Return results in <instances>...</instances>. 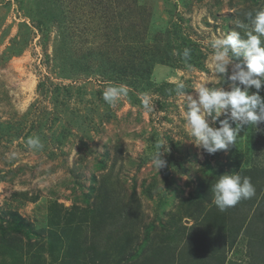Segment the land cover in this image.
Wrapping results in <instances>:
<instances>
[{"label": "rangeland", "instance_id": "1", "mask_svg": "<svg viewBox=\"0 0 264 264\" xmlns=\"http://www.w3.org/2000/svg\"><path fill=\"white\" fill-rule=\"evenodd\" d=\"M258 10L264 0H0V264H264L251 227L259 205L264 223V123L210 155L175 91L227 87L211 44L245 37ZM121 85L110 106L104 90ZM232 172L255 195L221 212L212 185Z\"/></svg>", "mask_w": 264, "mask_h": 264}, {"label": "clouds", "instance_id": "2", "mask_svg": "<svg viewBox=\"0 0 264 264\" xmlns=\"http://www.w3.org/2000/svg\"><path fill=\"white\" fill-rule=\"evenodd\" d=\"M247 19L251 30L245 37L238 31H232L223 38L214 39L211 44L212 67L216 74L229 82L227 87L212 89L201 84L196 87V94L192 95L184 91L183 82L176 85L177 95L185 100L186 126L195 144L210 155L227 151L235 145L245 125H254L257 129L258 124L264 123V97L260 95L264 91V10H258L254 15L247 13ZM190 57L191 50L185 48L182 58L187 61ZM126 95V86H109L103 92V99L112 106ZM221 116L225 118L220 120ZM217 120L220 126H212V122ZM28 145L42 147L38 138H30ZM155 147L150 162L159 173L166 166L161 149L167 151L163 143H157ZM212 193L214 204L223 212L235 207L241 200L252 198L255 187L250 177L232 172L219 175L212 185Z\"/></svg>", "mask_w": 264, "mask_h": 264}, {"label": "trees", "instance_id": "3", "mask_svg": "<svg viewBox=\"0 0 264 264\" xmlns=\"http://www.w3.org/2000/svg\"><path fill=\"white\" fill-rule=\"evenodd\" d=\"M251 1H254V0H251ZM256 2H258V0H255ZM248 26V28H250L249 27V24L247 25ZM134 47H129V49H128V51H130L133 55L135 54L134 53ZM144 70V68L142 69V71ZM141 70L139 71V73L141 74V72H142ZM254 170H252L250 173L252 174V177H253V180L255 181V180H257V177H259L260 178V174L263 172V171H259V170H255L254 172H253ZM256 177V178H255ZM260 202H257V204H259ZM249 206H251V204H249ZM257 209H258V211L255 213L256 214V217L258 218V221L256 222V225L254 224V225H252L251 224V227L253 226V227H255L256 229H260V228H262V231H264V223H263V221H262V215L261 214H259L260 212H259V210H260V205L257 207ZM259 212V213H258ZM263 220H264V215H263ZM244 221H245V219L242 221V223H241V227H240V229L242 228V226L244 225ZM257 226V227H256ZM239 229V230H240ZM237 238H238V235L236 236V235H232L231 236V238H230V241H231V244H235V242H236V240H237ZM212 250V249H211ZM212 251H214V252H216L217 250H212ZM214 258H216L215 257V255L214 254H212V255H209L208 257H207V259H213V261L214 260H216V259H214ZM219 258V257H218ZM218 258H217V262H216V264H224L225 262H224V260H225V257L224 256H221L220 257V259H221V262H220V260H218Z\"/></svg>", "mask_w": 264, "mask_h": 264}]
</instances>
